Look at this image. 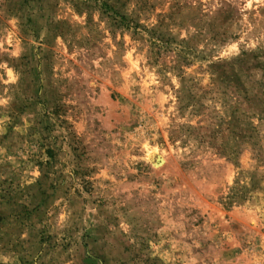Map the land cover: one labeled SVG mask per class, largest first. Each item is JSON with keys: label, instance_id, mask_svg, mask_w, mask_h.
I'll use <instances>...</instances> for the list:
<instances>
[{"label": "rangeland", "instance_id": "rangeland-1", "mask_svg": "<svg viewBox=\"0 0 264 264\" xmlns=\"http://www.w3.org/2000/svg\"><path fill=\"white\" fill-rule=\"evenodd\" d=\"M0 264H264V0H0Z\"/></svg>", "mask_w": 264, "mask_h": 264}]
</instances>
